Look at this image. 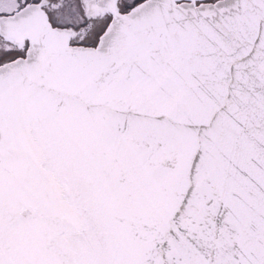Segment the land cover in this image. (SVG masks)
I'll return each instance as SVG.
<instances>
[{
  "label": "snow or ice",
  "instance_id": "1",
  "mask_svg": "<svg viewBox=\"0 0 264 264\" xmlns=\"http://www.w3.org/2000/svg\"><path fill=\"white\" fill-rule=\"evenodd\" d=\"M0 264H264V0H0Z\"/></svg>",
  "mask_w": 264,
  "mask_h": 264
}]
</instances>
